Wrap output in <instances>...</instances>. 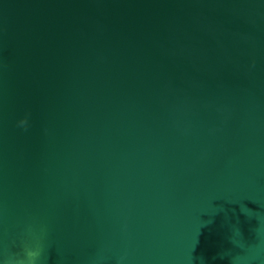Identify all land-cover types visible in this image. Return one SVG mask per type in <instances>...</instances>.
<instances>
[{"label": "water", "instance_id": "obj_1", "mask_svg": "<svg viewBox=\"0 0 264 264\" xmlns=\"http://www.w3.org/2000/svg\"><path fill=\"white\" fill-rule=\"evenodd\" d=\"M0 264H264V0H0Z\"/></svg>", "mask_w": 264, "mask_h": 264}]
</instances>
